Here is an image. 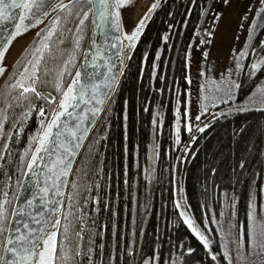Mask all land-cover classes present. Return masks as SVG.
Listing matches in <instances>:
<instances>
[{"label": "trees", "instance_id": "1", "mask_svg": "<svg viewBox=\"0 0 264 264\" xmlns=\"http://www.w3.org/2000/svg\"><path fill=\"white\" fill-rule=\"evenodd\" d=\"M206 2L207 0L158 1L121 78L113 102L108 105L76 165L72 177V181L75 179L73 192L75 191L80 199L94 153L87 192L94 198V205L91 207L93 210L89 216L99 224L98 241L103 232L105 234L102 256L104 263L99 260L98 264H143L146 257L153 256L156 257L152 261L155 264H219L217 260L212 259V256L220 251V240L215 226L211 224L212 219L219 215L225 199L235 195L238 219L248 229L250 187L254 193L256 190L255 198L251 201L252 205H255L253 225L256 230L262 221L264 225V212L261 210L264 206L263 107L218 115L202 128L204 131L196 130L192 137L185 138L186 131L182 125V139L179 144L176 143V106L178 103L182 114H185L189 86L188 50L193 38L199 34L197 25ZM81 7L83 11L79 16L74 12L68 17L65 10L56 12L40 31V36H45L55 18H61L56 35L46 41L50 44L51 51L42 48L45 61L40 71L41 80L49 81L46 88L57 97L60 93L55 84L65 61L70 60L63 75L64 90L85 44L89 17L82 26L79 25V20L83 18V13L88 11L89 5L85 2ZM66 17L68 23H65ZM77 26L80 27L79 33L76 32ZM78 36H83V39L80 41V48L74 52V42ZM165 36L168 37L167 40L164 39ZM61 38L65 41L62 45L59 43ZM259 40L258 37L254 43L255 48L259 47ZM73 52L75 58L70 59ZM48 55H51L49 60ZM45 69L48 71L47 77L44 76ZM12 70L13 68L5 82L9 81ZM245 77L246 71L238 83L240 87L237 90V99H242L254 88L255 82L250 80V76L245 81ZM5 82L0 87V109L6 110L9 117L4 129L10 130L11 138L0 147V196L1 192L8 193L10 204L6 207L11 212L12 198L19 186L17 182L20 181L31 154L25 157L24 151L31 136L42 129L40 117L33 121L29 116L27 119L21 116L31 104L25 101L24 108L17 107V101L14 99L17 91L6 88ZM24 82L27 86V80ZM39 87L41 86L37 85V89ZM3 92H11V101L1 98ZM29 97L32 104L37 102V109L43 107L45 113L49 114L53 103L37 101L31 93ZM8 103L13 107L6 108ZM19 114L20 120L18 117L14 118ZM36 114L38 113L35 112V116ZM156 117L159 118L158 121ZM46 121L47 117L45 124ZM103 122L106 123V131ZM20 127L23 131L18 132ZM152 132L155 145L154 167L150 178L146 179L147 153ZM94 137L96 141H93ZM33 146L34 144L32 148ZM183 146L185 148L181 151ZM181 158L180 182L186 207L196 226L208 232L211 250L205 247L191 230L176 206L175 167ZM242 161L245 163L243 169L239 167ZM136 175L138 219L150 211L139 255L137 244L133 247L134 251L130 252L131 206ZM2 195L4 197V194ZM87 200L92 201L88 197ZM79 220L80 217H76L77 223ZM91 223L93 224L90 221L89 225ZM68 229L67 246L70 249L71 235L75 230L71 222ZM88 230L89 228H86L85 236H88ZM184 238H187L188 245L194 252L189 254L187 250L180 261H177L176 252ZM74 240L75 238L73 242ZM82 243L88 247L90 237H84ZM64 264H70L68 258ZM257 264H264V256Z\"/></svg>", "mask_w": 264, "mask_h": 264}, {"label": "snow or ice", "instance_id": "2", "mask_svg": "<svg viewBox=\"0 0 264 264\" xmlns=\"http://www.w3.org/2000/svg\"><path fill=\"white\" fill-rule=\"evenodd\" d=\"M86 2L91 7L88 11L83 13V18L79 20V25H84L88 19L89 14L92 16V24L95 31H100L104 40L111 41L109 48H117V59L121 65H124L125 58L128 56V52L135 46L136 41L139 39L141 32L145 25V19L142 18L138 24H135L130 33L123 31V21L121 16V9L128 6L134 7L135 0H71L69 4H65L63 0H0V25L5 27L0 28V31L6 33L3 38H0V76H3L7 69L3 66L5 60V54L9 51V47L12 42L24 32H27L30 28H34L44 22L50 13L65 10L68 13V17H71L75 12L76 16L80 15L83 11L82 4ZM224 3H228V0H223ZM261 4L264 5V0H261ZM156 5L153 4L152 8ZM79 9V11H76ZM216 19H219L217 15ZM246 20L247 17H244ZM61 18L57 16L52 23V27L48 30L47 34L43 36L39 45L33 53L32 59L27 61V64L23 67L22 71L17 74L15 67H13L12 75L9 79L14 82H5V87L17 91V96L14 99L17 101L16 106L24 108L23 102H28L32 105L30 109L21 113L24 119H27L32 110L38 112L41 117L40 128L37 133L30 138L28 147L24 151V156L27 157L31 154L30 162L27 164V172L31 173L30 184L18 185L21 191L27 190L28 187H35L37 191L32 194L31 199H27L23 207L13 208L11 212L8 211L7 205L10 204L8 200V193L4 192V200L0 201V264H55V254L57 252V234L60 228L61 221L56 218L58 209L52 205L59 203L49 199V193L52 188L56 189V195H60L59 181L62 176L68 175L71 166V156L75 154L74 148L79 146V139L88 132V123L90 121H96L97 117L108 109V105L113 102L112 93L115 91V87L118 84V76L122 75V71L113 73V62L111 57H105L108 61L106 65H100L93 61V67H106L109 76H106L103 82L92 81L90 83H83L81 81V72L77 71L75 77L72 80L71 85L66 90L63 88V75L67 71V65L70 62L65 61L64 68L59 74L58 80L55 84V88L60 93V102L56 109L51 111V120L45 124L44 108H35L29 97V93L34 94L37 101L43 100L47 102L50 98V94L37 90V85L46 87L48 80H41L40 64L43 60V50L51 51V46L46 41H49L54 35H56ZM28 21V23H25ZM259 21V23H257ZM7 22H13L14 31L9 32L7 28ZM65 23H68V18H65ZM243 27V24H241ZM258 29H264V7H261L257 12L256 19L251 24V29L245 48L241 49L239 53L234 57L236 60L237 69L242 68V60L248 58L249 55L256 56V48L253 45L255 39V33ZM76 32H80V27L77 26ZM118 33V34H116ZM211 34V33H210ZM40 36V33H37ZM83 36H78L74 42V52L80 48V41ZM168 39L167 36L164 37ZM239 37H237V40ZM90 42L99 51V45L96 41L90 38ZM206 43L209 41H205ZM62 45L65 43L63 38L59 40ZM119 46V47H117ZM261 48H264V41H261ZM127 49V51H126ZM235 52V50H233ZM74 52L70 59H74ZM39 53V55H37ZM63 54V50L61 51ZM87 55V54H85ZM207 56V53H204ZM187 58V57H186ZM19 63V62H18ZM28 65H31L32 72L26 76L29 72ZM264 65V58L254 59L253 63L249 65V74H254L261 69ZM75 66V65H73ZM71 75V73H68ZM231 74V73H230ZM239 73H237L238 75ZM94 75V73H93ZM44 76H48V71L45 69ZM25 79L31 83L26 86ZM188 83H191V79L188 78ZM229 92L231 97L233 89H238L239 84L234 81L228 82ZM105 89L107 91H105ZM11 92H8L5 96H10ZM255 103V101H252ZM92 105V107H85L79 114L76 109L78 105ZM13 105L8 103L6 108L10 109ZM51 108V106H50ZM72 109V111H69ZM206 109V106H205ZM236 111L247 110L246 108H236ZM67 117L68 119H62ZM181 112L179 106L176 109V143L180 142V118ZM74 118L76 123L73 126H69V119ZM200 119L199 116L196 117ZM9 117L6 110L0 109V138H3V129L8 122ZM15 122V121H14ZM155 124L156 121L154 120ZM54 130H56L54 132ZM204 131V129H198ZM21 131L23 128L21 127ZM187 131L191 132V125H187ZM69 137L71 139H69ZM11 137L9 136L8 139ZM104 138V137H102ZM75 142V143H74ZM36 144L34 153L32 152V145ZM155 152V145L152 146ZM42 153L48 154L49 160L47 164H44V157ZM51 157H55L52 159ZM44 165L43 170L38 166ZM239 167L243 169L245 163L242 161ZM27 175V174H25ZM147 179V177H146ZM52 180L51 187H49V181ZM37 198L43 203L45 211H39L36 209L35 202ZM255 198L253 189L249 188V215H248V240L247 244L244 241V226L235 225L232 220L228 223L227 237L229 243L233 246L231 249L225 245V251L223 256L227 258L228 264H233L235 260L237 264H248V257L264 256V233H258L253 225V206L251 201ZM14 200L19 201L18 196L13 197ZM233 207L235 205L236 197H231ZM177 207L179 203L177 202ZM262 212H264V206H262ZM181 216L185 214L180 213ZM223 215V214H222ZM15 220V225L9 223V219ZM233 219L235 216L233 214ZM185 222L188 224L192 231L199 237L204 243V246L211 250V245L207 237L202 235L196 228L192 227L191 220L185 217ZM235 229V232H233ZM68 225H64V238L67 240ZM134 251L130 249V252ZM91 249H89V253ZM189 254L194 252V249H188ZM234 252V255L232 254ZM62 259H67L64 255L63 249H61ZM77 255H80L78 252ZM216 255L212 256L213 260H216ZM156 259L155 256L144 259L143 264H152V261Z\"/></svg>", "mask_w": 264, "mask_h": 264}, {"label": "rangeland", "instance_id": "3", "mask_svg": "<svg viewBox=\"0 0 264 264\" xmlns=\"http://www.w3.org/2000/svg\"><path fill=\"white\" fill-rule=\"evenodd\" d=\"M262 6L263 5L261 4V0H228V3H224L223 0H214L211 6V9L209 11V14L206 18L205 24L203 25V28L200 31L197 30L199 34L193 38L189 46V50H188V62H187L188 63V78L191 79V83H189L187 93H186V107L184 110L185 114H182L180 105L177 103V106H179V110L181 112V117L179 118L180 119V139H182V133H181L182 125H184L185 131H186L184 135L185 138L189 136L192 137L196 130L205 128L206 125L218 115L230 114V113L236 112L235 110L236 108H246V109L252 108V107H255V108L263 107L264 108V84L262 87L259 86L261 78L264 77L262 74L264 70H260L259 74L252 79H251L252 74L247 75L249 73V65L253 63L254 59L264 58V48H261V41H264V29L259 35L260 45L258 48H256L255 57L249 55L247 59L242 60L241 63L243 66L240 69H237L236 60L234 58L241 49L245 48V44L247 42V38L249 36V32L251 29V24L253 20L256 18L258 10ZM217 15L219 16L218 20L216 19ZM244 17H247V19L245 20ZM88 21L90 24V14H89ZM89 24H88V29H89ZM241 24H243V27H241ZM43 28H44V25L41 27V29L38 32L40 33V31ZM37 33L30 40V42L26 44V46L23 48L21 53L18 54V56L16 55L15 57L16 59L12 65V68L15 65V63L18 62V60H20L19 63H17V65L15 66L17 74H19V72L22 71L23 67L27 64V61L29 59H32V53L34 49L37 46H40L39 41L42 38V36L38 37ZM237 37H239L238 40H237ZM205 41H209V42L206 43ZM233 50H235V52ZM204 53H207V56H205ZM37 55H39V53H37ZM50 56L51 55L47 56L48 60ZM44 61L45 59L41 61L40 71L44 64ZM28 67H29V72L25 74L26 76L30 75L32 72L31 65H28ZM245 71H246L245 81L248 78V76H250L249 77L250 80H253L255 82L253 85L254 88L249 94H246L242 99H237L238 89H233L232 91L234 94L231 97H229L228 82L234 81L236 84H238L241 78V75L245 73ZM237 73L239 74L237 75ZM9 74H11V70L8 71L6 75L4 76L2 84L5 82ZM39 75L41 76V73H39ZM26 80L27 79H25V81ZM12 82L13 80L9 79L8 83L10 84ZM30 83L31 82L27 80V84L29 85ZM37 90L38 91H49L52 93V91L46 87H39ZM52 94L56 96L55 93H52ZM6 95L7 93H4V92L1 93V98L5 99ZM59 97L56 96V99L53 102L49 100L47 101L50 104L53 103L51 106V111L52 109H55V107L58 105L57 102H58ZM7 99L11 101L10 96H7ZM252 101H255V103H252ZM36 104L37 102L34 103V105ZM177 106H176V109H177ZM205 106H206V109H205ZM31 107L32 105L28 106L27 110L30 109ZM37 107H38V104H37ZM51 111L49 112V114H46L44 112L45 118L47 117L46 123L49 121L51 117ZM35 112L37 111L32 110L29 115L30 119L33 121L36 119V117L37 118L40 117L39 114H36L35 116ZM197 116L200 117L199 120L196 119ZM15 117H18L19 120L21 119L20 114L18 116H14V118ZM155 119L156 121L159 120L158 117H156ZM40 121H41V117H40ZM188 124L191 125V132L187 131ZM102 125H104V130L106 131V128H107L106 123L103 122ZM175 130H176V122H175ZM19 131H21V127L19 128L18 132ZM9 132L10 130L8 128L3 129V138H0V147L3 146L5 142L7 141L9 137ZM151 134H153V132ZM153 139H154V136H153ZM93 141H96L95 137ZM182 142H184V138ZM35 145L36 144H34L32 151ZM185 146L181 148V151L183 150V148H185ZM0 155H1V151H0ZM181 161H182V158L180 161H178L179 163H177L175 167V172H176V191L175 192H176V201L179 203L178 209L180 213L183 212L185 214L183 216L184 220H185V217L191 220L192 227L196 228L197 231H199L202 235L207 237L208 240H210L208 232L203 231L202 229L197 227L196 224L194 223L193 218L188 213L183 191H182L181 182H180ZM26 163H28V161ZM5 165L7 166L6 162H5ZM26 166L27 164H25L23 173H24ZM91 174H92V171H91ZM22 175L20 177V181H21ZM90 179H91V176H90ZM85 181H86V177H85ZM89 184H90V181H89ZM89 184H88L87 191L89 189ZM74 187H75V179L71 182V185H70V190H69L66 205L64 208L62 223H61L59 233H58V238H57L58 253L56 252L55 254V259L57 256L55 264H64L66 262V259L65 260L62 259L61 249H63V253L64 255L67 256L70 264H93V261H95L94 264H98L99 260H101L104 263V261L102 260V256L104 252L103 249H104V243H105V238H104L105 234L102 231L103 236L98 241L99 233L97 234V228L99 224L97 223L96 219H92V217L89 216L91 210H93L91 207L94 205V201H93L94 198L91 193L89 194L86 191L85 194L84 192L81 193V197L79 199L76 195V192L75 191L73 192ZM263 189H264V185H263ZM17 190L14 196H16ZM2 194L4 193L1 192V196H0L1 201L4 200V197ZM255 194H256V190H255ZM87 197L88 199H91L92 201L87 200ZM12 201L14 203L13 198H12ZM13 203L11 204L13 205ZM223 204L224 205L222 206L219 215H216L213 217L211 224L215 226L216 231L218 232L219 240H220V251L214 254L217 257L216 260L219 262V264H228L227 258L223 256V253L225 251V245H227L229 249L233 247L229 243V240L227 237L228 223L230 220H232V223L237 226L243 225V224L242 222L239 221L238 216H237L236 202L233 207V202L230 196H228V198L225 199ZM137 206H138V188H137ZM252 206L253 208L255 207L254 204ZM147 213H145L139 220L138 219L139 217L138 207H137L136 232H135V242H134L133 247L137 244V248H138V243H140V239H139L140 232H141L143 222L145 220V216ZM233 214L235 216V219H233ZM78 216L80 217V220L77 223L76 217ZM254 216L255 214L253 215V218ZM65 218H68V219L65 220ZM131 220H132V206H131ZM90 221L93 222V224L91 223L89 225ZM69 222H71V224L74 225V228H75V230H73V233L71 235L72 243L70 245V249L67 246L69 231L67 233V240H65L64 238V225L67 224L69 226ZM262 222L257 230L258 233H264V225ZM255 224L257 225L256 221H255ZM86 228H89L88 236H85ZM233 232H235V229H233ZM247 232H248V229L244 226L245 244H247V240H248ZM130 234H131V222H130ZM84 237H90V243H88V247H85V245H83L82 243ZM73 238H75L74 242H73ZM0 239H3V238L0 237ZM262 242H264V239H262ZM210 244H211V241H210ZM189 248L190 247L188 245L187 238H184L182 242L180 243V246L176 252V260L180 261V258L182 257L183 253L186 252ZM89 249H91L90 253H89ZM78 252L80 253V255H77ZM232 254L234 255V252ZM262 257L263 256H259V255L254 256V257H248V264H257L258 261ZM147 258L149 257H146V259ZM152 264H155V263L153 262ZM233 264H237V262L234 260Z\"/></svg>", "mask_w": 264, "mask_h": 264}, {"label": "water", "instance_id": "4", "mask_svg": "<svg viewBox=\"0 0 264 264\" xmlns=\"http://www.w3.org/2000/svg\"><path fill=\"white\" fill-rule=\"evenodd\" d=\"M158 1L159 0H153L152 3L150 4V6L148 7V9L144 12V14L142 16V18L145 19L144 28H143V30L141 32V35H140L139 39L136 41L135 46L132 48V50L130 52H128V56H127V58H125L124 65H121L119 60L117 59V48L116 47L109 48V44L111 43V41H107L106 42L104 40L103 34L100 31L97 30V31L94 32V27H93V24H92V16L90 14V24H89V29H88L85 45H84V48L82 50V54L80 56V59H79V61L77 63V66L75 68V71H74L72 77L70 78L65 90L67 89V87L69 85H71L72 80L74 79L75 73L77 71L81 72V81L83 83H90L92 81L103 82L105 77L109 76L110 73H108L106 67H93V61L95 60V62L97 64H100V65H106L108 63V61L105 59V57H111V61L113 62V65H114L113 70H112L113 73H117L118 71H122V73L124 74L126 69H127V67H128V65H129V63H130V60H131V58H132V56H133V54H134V52H135V50L137 48V45H138V43H139V41L141 39V36H142V34L144 32V29H145V27H146V25L148 23V20H149L152 12L154 10V8H152V5L153 4L156 5L158 3ZM63 2L65 4H69L71 2V0H63ZM213 2H214V0H207V2L205 4V7L203 9V12L201 14V18H200L199 24L197 26V30L198 31H200L203 28V25L205 24L206 18H207L208 14H209V11L211 9V6H212ZM262 7H264V5ZM55 13L56 12L50 13V15L47 18L44 19V22L42 24H39L38 26H36L34 28H30L27 32H24L22 35L26 36L28 34H32L33 35L32 38H33L36 35V33L41 29V27L43 25H45L46 22L49 20V18ZM25 23H28V21H25ZM257 23H259V21H257ZM6 26H7L9 32L14 31L13 22H7ZM3 27H5V26L4 25H0V28H3ZM262 30L263 29H258L256 31L255 39L253 40V45L256 42V40L259 37V35L262 32ZM116 34H118V33H116ZM5 35H6V33H4L3 31H0V38H3ZM90 38L95 40L96 44L99 45V51H97V48L91 44ZM30 40H29V42H30ZM117 47H119V46H117ZM126 51H127V49H126ZM85 54H87V55H85ZM14 62H15V60L12 62L11 66L8 68V70L5 72V74L3 76H5L6 73L11 70L12 65H13ZM263 66L264 65H262L261 68ZM257 72L258 71H256L253 75H255ZM93 73H94V75H93ZM123 74L118 76V81L119 82H118V84L115 87L114 93H112V97L114 96V94H115V92H116V90H117V88L119 86V83L121 81V78H122ZM3 76H0V78H2ZM3 79H4V77H3ZM3 79H2V81L0 83V85L3 82ZM263 83H264V77L261 79L260 86H262ZM105 91H107V90L105 89ZM41 92H46V93L50 94L49 101H51V102H53L56 99V96L54 94H52L51 92H49V91H41ZM60 98H61V96L59 97L57 104L60 102ZM56 107H55V109H56ZM85 107H89L90 108V107H92V105H84V104L78 105V107L76 109L77 113L79 114V112L82 109H84ZM69 111H72V109H69ZM104 112H102L97 117L96 121H90L88 123V132L86 134H84V136H82L79 139V142H78L79 146L74 148L75 154L73 156H71L72 163H71V166H70V171H69L68 175L62 176L60 181H59L60 193L61 194L60 195H56V189L55 188H52L51 192L49 193V199H52L54 201H58L59 202V203L53 204L52 206L56 207L59 210L57 215H56V218L60 219V221H62V216H63L64 207H65V202H66L69 186H70V183H71V180H72V176H73V172L75 170L76 164H77V162L79 160L80 155L82 154V152H83V150L85 148L86 143L88 142V140L90 139L93 131L97 127L98 123L100 122ZM62 119H68V118L64 117ZM49 120H51V117H50ZM75 123H76V121H75L74 118L69 119V126H73ZM55 131L56 130H54V132ZM69 139H71V138L69 137ZM153 141H154L153 140V134H151L149 147H148V153H147V178H150V176L152 174L153 167H154V164H153V147H152L153 146ZM35 148H36V145H35V147H34V149L32 151L33 153L35 151ZM41 155L44 157V164H47L48 160H49L48 154L42 153ZM30 158H31V155L29 157L28 163L30 162ZM51 158L55 159V157H51ZM93 162H94V155H93V157L91 159V162H90V165H89V169H88V172H87L86 181H85L84 190H83L84 194L87 191L88 184H89V181H90V176H91V171H92V167H93ZM38 166H39V168L42 171L44 165L38 163ZM25 174H27V175H25ZM31 175H32L31 173L27 172V166H26V168L24 170V173L22 175L20 184H26V185L30 184ZM51 184H52V180L49 181V187H51ZM137 188H138V178L136 176L135 181H134L133 199H132V220H131V234H130L131 235V237H130V249L133 248V245H134V242H135L136 213H137ZM36 191H37V189L35 187H28L27 190H25V191H21L20 187H18L16 196H18L20 199H19V201L14 200L12 209L13 208L23 207L25 201L27 199H31L32 198V194L35 193ZM35 206H36L37 210L45 211V207H44L43 203L39 200V198H37V201L35 202ZM149 215H150V212H148L146 214L145 220L143 222V226H142V229H141V232H140V237H139L140 243H138L137 255H139L140 245H141V242H142V239H143V235H144V232H145L146 225L148 223ZM9 223L15 225V220H12L10 218L9 219ZM58 233H59V231H58ZM57 238H58V234H57Z\"/></svg>", "mask_w": 264, "mask_h": 264}, {"label": "bare ground", "instance_id": "5", "mask_svg": "<svg viewBox=\"0 0 264 264\" xmlns=\"http://www.w3.org/2000/svg\"><path fill=\"white\" fill-rule=\"evenodd\" d=\"M152 1L153 0H135L134 7L128 6L126 8L121 9V16L123 21L122 27L124 32H131L134 25L139 23L144 12L148 9ZM32 36V34H28L26 36L20 35L12 42L11 46L9 47V51L5 54V60L3 61V66L7 70L11 66L12 62L15 60L16 55L18 56V54L29 42ZM3 77L0 78V83Z\"/></svg>", "mask_w": 264, "mask_h": 264}, {"label": "flooded vegetation", "instance_id": "6", "mask_svg": "<svg viewBox=\"0 0 264 264\" xmlns=\"http://www.w3.org/2000/svg\"><path fill=\"white\" fill-rule=\"evenodd\" d=\"M219 2V1H218ZM262 70V69H261ZM260 72V71H259ZM259 74V73H258ZM258 74L254 75L253 77H256ZM263 76H264V72H262ZM54 93V92H52ZM35 121V120H34Z\"/></svg>", "mask_w": 264, "mask_h": 264}]
</instances>
